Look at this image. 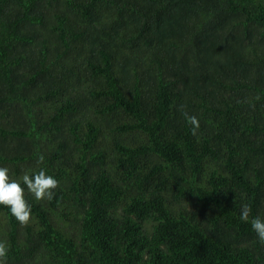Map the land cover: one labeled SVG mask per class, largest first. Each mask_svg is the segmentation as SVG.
Instances as JSON below:
<instances>
[{
	"label": "trees",
	"instance_id": "trees-1",
	"mask_svg": "<svg viewBox=\"0 0 264 264\" xmlns=\"http://www.w3.org/2000/svg\"><path fill=\"white\" fill-rule=\"evenodd\" d=\"M0 166L7 264H264V0H0Z\"/></svg>",
	"mask_w": 264,
	"mask_h": 264
},
{
	"label": "clouds",
	"instance_id": "clouds-1",
	"mask_svg": "<svg viewBox=\"0 0 264 264\" xmlns=\"http://www.w3.org/2000/svg\"><path fill=\"white\" fill-rule=\"evenodd\" d=\"M187 121L192 126L190 131L195 134L199 122L195 116L185 113ZM43 160V157H38ZM58 186L57 179L48 174L41 167L37 171L25 173L19 180L9 175V169L0 166V205L7 207L9 214L21 225H26L30 220L31 204L25 198V190L32 195L34 200L51 201ZM241 222L248 223L255 233L259 243L264 244V217L251 215V206L247 203L241 206L239 213ZM8 247L0 241V264H7Z\"/></svg>",
	"mask_w": 264,
	"mask_h": 264
}]
</instances>
